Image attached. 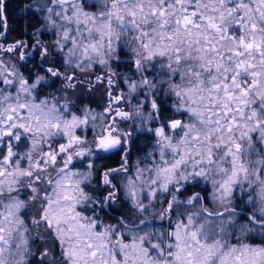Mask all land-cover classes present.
<instances>
[{"label":"snow or ice","instance_id":"1","mask_svg":"<svg viewBox=\"0 0 264 264\" xmlns=\"http://www.w3.org/2000/svg\"><path fill=\"white\" fill-rule=\"evenodd\" d=\"M89 8L97 5L44 0L43 19L57 39L36 40L31 55L41 65L51 64V54L83 67L104 63L119 49L120 56L135 57L137 70L162 65L166 81H142L152 90L144 166H131L136 140L120 131L129 116L111 80L97 131L90 112L78 114L55 96L51 104L40 99L38 89L56 81L79 87L74 77L52 65L46 79L25 78L4 56L25 60L28 42L0 43V264H24L18 257L35 243L25 227L21 189L36 207L32 223L44 225L51 238L47 264H264V242H229L237 232L249 238L257 231L240 223L251 224L247 215L237 216L241 209L264 218V149L254 159L264 143V0H105L98 13ZM4 11L0 0V16ZM93 177L103 185L100 210L122 191L131 201L125 204L131 220L124 212L112 224L87 215L89 202L97 203L87 194ZM202 182L223 211L200 207L208 203ZM150 209L155 216L143 220ZM156 217L167 220L168 230ZM258 231L264 237V227Z\"/></svg>","mask_w":264,"mask_h":264},{"label":"clouds","instance_id":"2","mask_svg":"<svg viewBox=\"0 0 264 264\" xmlns=\"http://www.w3.org/2000/svg\"><path fill=\"white\" fill-rule=\"evenodd\" d=\"M91 3H95L97 5V8L94 11L99 12L100 9H103L105 6V0H91ZM47 15V12L45 13ZM59 35H62V31L60 29L56 30ZM57 39V38H56ZM55 39V40H56ZM131 36L128 37V41H131ZM52 41L53 43L55 42ZM8 46V45H7ZM5 46V47H7ZM41 47L44 45L41 44ZM114 48H115V42H114ZM56 51V49H53V52ZM125 51H128L127 42L125 43ZM65 52H67V49H65ZM13 57H15V62L19 61V54H12ZM52 58V55L50 54L49 59ZM135 57L132 58L134 60ZM132 60H129L126 57V62L121 61L120 55H119V49H116L111 59L107 60L104 63H101L100 61H93L91 63L86 64L83 67H80V61H73L71 64H69L67 61L64 62V70L61 71L62 76L66 75L68 77H74L72 83L73 84H79L83 87H69L68 81L64 80L59 84V87L57 88L56 92L53 93L52 96H55L59 103L64 105L67 104L70 108L73 110L78 107V105L74 102L73 97L76 95H79L81 93L87 95L88 92L94 87L95 84H104L106 82V87H108L107 81L111 80V87L116 88L119 92L118 95L123 96V102L121 103V109L126 111L128 113L129 119L122 122V126H120V131L122 133H130L132 140H137V133L143 130H146L149 127V112L151 111L150 101L152 99L151 91L147 86H145L142 81L147 78L149 84L152 81H156L157 84L163 83L168 78L161 76L162 71V65H157L155 68H153L150 64L145 65L143 70H137L135 67V64L132 63ZM100 66L101 73L95 72V66ZM131 65V66H129ZM123 71V75L120 70ZM94 77V79L92 78ZM36 79H46L44 74L36 73L34 80ZM49 83H52L49 81ZM121 83L124 85V88L122 89L120 87ZM137 85L138 90L136 92H131V85ZM103 92V89L100 90ZM143 93V95H142ZM145 94H147V99L145 97ZM14 95V93H13ZM104 96H108L107 92L103 93ZM43 100V99H41ZM49 104L53 103L52 97L50 100H48ZM107 104V102H106ZM106 104L100 105V110H89L87 107H84L81 109V115H83L86 112H90V119L91 116H95V127L97 128V131H99V128L103 127V115L104 109L106 107ZM148 104L149 107L145 108L144 105ZM127 108V110H125ZM143 120V126L141 124V121ZM90 127L93 125H89ZM89 142L91 140V137L88 138ZM129 149H131V145L129 144ZM261 149H264V143L260 144V148L257 149L256 155L254 159H260V151ZM54 176L55 173H52ZM94 179V177H93ZM92 179V181H93ZM124 182H121V186H123ZM103 189V185L97 186L96 183L91 182L88 186V196L91 197L92 201H96V207H92V203L89 202L88 209L86 210L87 215L91 216L93 212L97 213L99 215V211L101 208V205L99 204V198L100 196L97 195V193L101 194V191ZM113 191H117V189L113 188ZM7 194V193H5ZM19 196L24 197L26 201L25 208L22 210L27 214V220L25 221V227L31 230V235L33 240H35V243H32L27 246V255H24L23 257H18V259H22L24 264H32V258L37 257L38 259L35 260V264H42V262H45V254L47 253V262L53 261V256L51 253H48V248L52 247L51 244V238L48 236L46 232V228L44 225H35L32 223V220L34 219L36 207L33 206V200L31 197H28L23 189L20 190L18 193ZM43 195V193H41ZM187 193H185V197H187ZM170 198V197H169ZM112 206L107 207L106 205L103 206V211L106 213L107 217L109 219H114V223H116L120 219H116L112 217L111 210H119L121 208H125V204L131 205V201L127 200L124 193L121 191L119 192V198L113 202H111ZM144 204H148V201H144ZM200 207H206L209 211H223L224 207L222 205H219L218 203L213 207L209 208L205 205H201ZM250 207V206H249ZM199 210L197 209H188V211H194ZM90 213V214H89ZM129 217V220H131V213H126ZM244 215H247L250 220L251 224L249 223V220H240V223L244 224L245 226H255L257 230L264 227V218L257 219L258 216H260V212L257 210H250L245 212L243 209H241L238 213V217H242ZM155 216V212H153L151 209L148 214L143 215V220L151 221L153 217ZM100 217V216H99ZM101 218V217H100ZM23 219V217H22ZM225 220V228L230 233L232 231L231 228L227 225L228 217H224ZM167 221V220H165ZM156 222H160V224L164 221H160L159 217H156ZM136 223H140V220H137ZM105 224H112V223H105ZM164 226V225H163ZM219 231V229H217ZM54 251H58L57 249H54ZM58 259V258H57ZM45 262V264H47ZM14 264V262H13Z\"/></svg>","mask_w":264,"mask_h":264},{"label":"trees","instance_id":"3","mask_svg":"<svg viewBox=\"0 0 264 264\" xmlns=\"http://www.w3.org/2000/svg\"><path fill=\"white\" fill-rule=\"evenodd\" d=\"M44 0H5V11L3 16H0V31L4 33L3 37H0V43L4 44L5 46L15 42V41H25L28 42L27 49H22L26 53V59L18 62H15V57L12 54H8L4 56V59L7 61L11 58L17 65V70L25 77H31L34 80L36 73H41L45 75V70L47 67L55 65L57 70L63 71L64 70V63L61 62L60 58L56 56H52L50 59L51 64H43L40 63L39 57H34L31 55L34 52V49L31 47L32 43H35L36 40H40L41 42L51 43L54 41L57 36L53 33V30L48 29L45 25V21L43 17L45 16L46 10H42V4ZM43 33V35H41ZM55 52V51H54ZM18 54V53H17ZM121 61L126 62V57L120 56ZM121 71L123 75V71ZM100 66H95V72L101 73ZM94 79V77H92ZM60 81H56L52 84L51 87H45L43 90L38 89V93L40 99L47 98L48 100L51 99L54 92H56L57 88L59 87ZM104 86L101 87L100 84H95L94 87L88 92L87 95L81 93L73 97L74 102L78 105L74 111L78 114H81V109L87 107L89 110H100V105L106 104L107 97L103 95L105 92L106 82L103 84ZM83 87V86H79ZM120 87L123 89L124 85L121 83ZM103 89V92L100 90ZM112 90L117 93L118 90L116 88H112ZM143 95V94H142ZM171 104V101H169ZM121 107V105H120ZM127 110V108L125 109ZM152 126V122L149 121V127ZM150 134L147 133L146 130L140 131L137 133V137L139 139L136 140V144L133 146L132 156H131V166H139L143 167V164H140L139 161L143 159L144 153L149 150V141L147 137ZM136 149H144V152L137 151ZM115 163L110 164L109 166H114ZM93 183H96V179L94 177ZM201 188L207 187L208 192H201L202 196L208 197L207 207L213 208L215 205L211 200V186L204 185L203 182L200 185ZM98 196L101 198V194L97 193ZM239 196V195H238ZM183 199V197H180ZM246 199V197H245ZM127 212L126 208H121L119 210H111L112 217L116 219L122 218L121 213ZM90 214V213H89ZM99 216L101 219L104 220L105 223H114V219H109L104 211H99ZM157 226L160 222H156ZM164 229L168 230V222H163ZM159 230L158 227L156 229ZM247 242L251 244H260L264 242V237L259 234V231L253 232L249 238H245ZM232 241H235L232 240ZM231 242V241H229ZM32 244V242H31ZM58 250V249H57ZM38 259L37 257L32 258V264H35V260Z\"/></svg>","mask_w":264,"mask_h":264},{"label":"rangeland","instance_id":"4","mask_svg":"<svg viewBox=\"0 0 264 264\" xmlns=\"http://www.w3.org/2000/svg\"><path fill=\"white\" fill-rule=\"evenodd\" d=\"M87 2H88L89 4H92V3H91V0H87ZM88 10H89V11H94L95 9L89 8ZM116 94H119V92H117ZM237 195H239V193H237ZM230 233H231V232H230ZM234 239H235V241H232V240H234ZM238 239L242 240V242H244V243H249V244H251L250 242H247V241L245 240L244 237H241L240 234H239V232H237L236 235H230V240H229V241H231V243H235ZM29 244H30V246L32 245V244H31V241H30Z\"/></svg>","mask_w":264,"mask_h":264},{"label":"flooded vegetation","instance_id":"5","mask_svg":"<svg viewBox=\"0 0 264 264\" xmlns=\"http://www.w3.org/2000/svg\"><path fill=\"white\" fill-rule=\"evenodd\" d=\"M118 95V94H117ZM116 166V164L114 165V166H111V167H115Z\"/></svg>","mask_w":264,"mask_h":264}]
</instances>
